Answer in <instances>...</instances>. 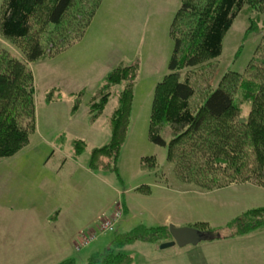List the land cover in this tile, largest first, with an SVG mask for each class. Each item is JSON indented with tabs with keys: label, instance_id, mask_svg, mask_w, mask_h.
Segmentation results:
<instances>
[{
	"label": "rangeland",
	"instance_id": "obj_1",
	"mask_svg": "<svg viewBox=\"0 0 264 264\" xmlns=\"http://www.w3.org/2000/svg\"><path fill=\"white\" fill-rule=\"evenodd\" d=\"M179 4L180 0H90L88 13L80 18L85 26L72 24L76 33L66 38L62 51L49 47L41 59L27 62L36 128L25 149L0 160V264H57L66 259L86 264L110 244L114 233L99 234L97 228L118 205L122 215L114 225L117 234L140 226L194 229L201 223L216 230L214 239L196 246L160 250L161 241L135 242L125 249L133 264H264V228L234 236L236 227L231 225L247 211L264 210V189L239 184L205 192L179 182L167 163L166 148L149 141L152 97L168 72L173 50L169 30ZM254 9L236 17L217 60L189 70L188 81L196 88L192 111L226 74H241L252 58H258L253 53L264 38V13L257 21ZM251 21L258 22L259 32H246ZM44 29L43 34L49 28ZM9 44L0 38L1 46ZM124 62L136 63L138 72L118 171H92L91 151L109 142V118L117 103L110 99L95 121L89 104L108 72ZM248 111L242 107L241 115L248 116ZM77 142L85 147L74 156ZM145 157L155 158V170L142 168ZM81 233L96 238L82 247Z\"/></svg>",
	"mask_w": 264,
	"mask_h": 264
},
{
	"label": "trees",
	"instance_id": "obj_2",
	"mask_svg": "<svg viewBox=\"0 0 264 264\" xmlns=\"http://www.w3.org/2000/svg\"><path fill=\"white\" fill-rule=\"evenodd\" d=\"M89 1L3 0L0 38L10 44L0 45V160L25 149L35 133V93L27 62L41 59L49 47L50 51H62L66 38L76 33L71 30L72 24L78 29L85 26L80 18L88 13L85 9ZM248 8L256 9L258 16L254 19L258 21L264 13V0H180L169 30L173 50L168 72L156 85L152 97L149 141L166 148L167 163L179 182L205 192L239 184L264 189V38L253 53L258 58H252L243 73L226 74L220 86L207 94L195 111L191 107L196 88L188 81L189 70L219 58L225 34ZM254 22H250L246 32H259L258 22L252 26ZM45 27L49 29L43 34ZM137 72L136 63L115 66L90 101L89 115L94 121L110 99L117 103L109 118V142L91 151L88 167L92 171L101 169L117 174ZM242 107L249 109L248 116L241 115ZM74 145V156H79L85 146L83 142ZM141 163L143 169L157 168L154 157L142 158ZM263 213L264 210L254 209L235 219L231 224L236 227L233 235L263 229ZM194 229L209 235L216 231L204 223ZM97 231L103 235L110 233L98 228ZM167 231L166 227L140 226L117 234L113 228L110 244L92 254L86 264H133L132 256L125 251L128 246L139 241L163 244L170 238ZM57 264L75 261L66 259Z\"/></svg>",
	"mask_w": 264,
	"mask_h": 264
},
{
	"label": "water",
	"instance_id": "obj_3",
	"mask_svg": "<svg viewBox=\"0 0 264 264\" xmlns=\"http://www.w3.org/2000/svg\"><path fill=\"white\" fill-rule=\"evenodd\" d=\"M168 232L171 237L170 242L163 243L159 246V249L165 250L167 248L178 246L185 247L187 245L196 246L201 242L212 240V236L199 232L198 230L191 228H177L173 225L168 226Z\"/></svg>",
	"mask_w": 264,
	"mask_h": 264
},
{
	"label": "built area",
	"instance_id": "obj_4",
	"mask_svg": "<svg viewBox=\"0 0 264 264\" xmlns=\"http://www.w3.org/2000/svg\"><path fill=\"white\" fill-rule=\"evenodd\" d=\"M121 215H122L121 214V206L118 205L116 211L114 212V214L109 219L103 220L102 224H101V227L98 228V229L100 231H104V232L105 231L111 232L113 230V228H114V225L119 221ZM89 237H91V236H89ZM94 238H95V236L93 238H88L87 239L86 236L83 235L81 237V240H82L81 243H83V242H85V243H84V245L82 247H84L87 244H89L92 240H94Z\"/></svg>",
	"mask_w": 264,
	"mask_h": 264
},
{
	"label": "crops",
	"instance_id": "obj_5",
	"mask_svg": "<svg viewBox=\"0 0 264 264\" xmlns=\"http://www.w3.org/2000/svg\"><path fill=\"white\" fill-rule=\"evenodd\" d=\"M176 226H178V225H176ZM168 241H171V238Z\"/></svg>",
	"mask_w": 264,
	"mask_h": 264
}]
</instances>
